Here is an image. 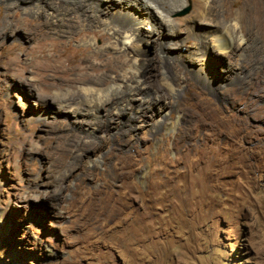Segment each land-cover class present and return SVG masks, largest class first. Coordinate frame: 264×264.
<instances>
[{"label":"rangeland","instance_id":"374dc122","mask_svg":"<svg viewBox=\"0 0 264 264\" xmlns=\"http://www.w3.org/2000/svg\"><path fill=\"white\" fill-rule=\"evenodd\" d=\"M102 1L114 18L118 0ZM188 1L179 36L154 18L117 59L98 53L103 29L25 37L41 17L0 0V264H264V0H222L248 40L226 55L203 48L215 23ZM53 47L75 75L60 82L96 56L109 77L142 66V90L119 112L61 109L58 79L33 69Z\"/></svg>","mask_w":264,"mask_h":264},{"label":"bare ground","instance_id":"6f19581e","mask_svg":"<svg viewBox=\"0 0 264 264\" xmlns=\"http://www.w3.org/2000/svg\"><path fill=\"white\" fill-rule=\"evenodd\" d=\"M19 1L30 3L33 6L31 7L33 13L41 17L38 26L33 29L28 28L29 34H25V37L32 39L30 35L35 34L34 36L38 40L42 37H49L50 35L56 34L74 39L88 32L96 35L100 29H103L108 31L114 40L113 43H110L103 49L96 48L100 50V52L97 51L98 53H103L105 56H108L111 50L120 54L126 52L129 44L143 35L142 30L145 28H148L149 33L158 31V24L156 25L154 18L162 20L161 25L165 29L167 26L169 31L167 33L169 35H178L183 25L177 20L179 18H176L175 15L184 9L189 2L188 0H118L119 2L116 0L117 3L115 4L118 8L114 12L116 13L114 18L101 20L102 11L98 10V6L99 1L105 3L102 0H64V5L56 4V0H8L10 3L8 9L11 10L12 5ZM196 1L197 8L194 11L195 20L193 21L195 23L202 21L203 24H209L210 26L212 23H215L213 30L202 33L204 35L200 37L202 38V46L204 49L213 47L217 52L225 54L234 44L237 43L239 47H242L244 43L248 42V40L246 41L243 27L245 16L243 17L242 14L232 15L228 20L225 17L226 14L222 0ZM106 2L108 4L112 0H107ZM217 3L220 4L219 8L221 9H218ZM258 5L261 6V1H259ZM161 6H164V9ZM106 8L111 11L113 7L109 4ZM136 9L143 13L138 15ZM223 14L225 15L222 17ZM8 16L10 17V14H7V18ZM189 24L193 26L192 21ZM263 24V20H256V30L259 29V26L262 27ZM12 25L15 27L14 22ZM42 27H48L49 30L43 29L39 31ZM43 43L45 44V42ZM89 43L90 45L96 46L94 41H89ZM52 51L54 53L49 58L48 56L40 55L39 58L41 60H35L33 69L38 74H50V76L55 77L59 81L63 74L70 75L71 71H69L70 69H66L61 59L62 57L58 55L59 48L56 50L54 48ZM115 57L118 59L122 58L123 55L121 54V56ZM98 60L99 58L95 56L94 59H89L90 65L88 68H81L82 71L88 70L89 72L76 76L75 78L59 81L55 85L58 90L55 103L61 109L63 108L76 116L93 117L99 116L105 108L110 109L109 111L119 112L122 104L125 103L124 101H127L130 96H135L133 94L142 90L141 80L143 75L142 77L139 76L143 69L142 66L139 67L136 62L132 65L129 62H120V70H125L128 66H130V70H125L121 76L109 77V75L103 73L101 70V68H105L107 72L109 70V64L105 60H101L103 65L99 66L96 64ZM74 76L72 75V77ZM109 81L111 82L110 84ZM168 87L173 88V84L168 83Z\"/></svg>","mask_w":264,"mask_h":264}]
</instances>
